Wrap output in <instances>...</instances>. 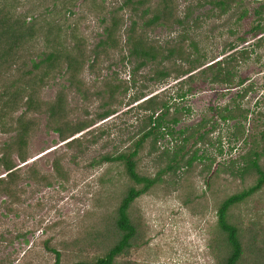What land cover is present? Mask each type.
Returning a JSON list of instances; mask_svg holds the SVG:
<instances>
[{"label": "rangeland", "instance_id": "obj_1", "mask_svg": "<svg viewBox=\"0 0 264 264\" xmlns=\"http://www.w3.org/2000/svg\"><path fill=\"white\" fill-rule=\"evenodd\" d=\"M123 1L0 0V51L8 52L6 62L0 61V92L8 89L13 99L22 97L0 120V148L13 141L15 165L8 194L0 185V264H52L46 246L59 252V264L91 260L118 238L116 207L128 187L138 185L121 161L104 157L131 150L145 127L137 103L151 95L171 103L179 119L170 124L172 135L154 145L147 138L134 157L136 172L158 174L159 180L129 205L134 245L113 264H222L228 253L216 209L226 196L254 182L253 170L244 169L253 151L260 152L264 170V0H240L223 13L207 0H172L179 16L188 12L183 27L157 25L145 35L160 45L182 37L185 49L204 65L158 79L150 67L130 74L120 59L125 32L136 18L127 6L120 8ZM243 9L247 13L239 17ZM111 17L117 22V47L101 49L98 42ZM258 21L262 29L252 35L248 30ZM13 36L17 43L8 50ZM53 47L60 69L32 70L30 60ZM231 55L233 61L227 58ZM71 56L76 63L65 70V58ZM221 58L230 62L231 85L211 82L210 70L200 71ZM26 92L32 105L24 113ZM181 92L185 95L177 97ZM57 101L61 105L50 115L49 106ZM225 106H237L245 118L222 120ZM107 109L108 116L97 117ZM76 122L88 123L65 139L52 130ZM16 133L24 134V143L16 144ZM189 133L184 150L185 157L194 154L191 164L163 171L164 147L171 151ZM226 216L238 228V264H264V185L232 205Z\"/></svg>", "mask_w": 264, "mask_h": 264}, {"label": "trees", "instance_id": "obj_2", "mask_svg": "<svg viewBox=\"0 0 264 264\" xmlns=\"http://www.w3.org/2000/svg\"><path fill=\"white\" fill-rule=\"evenodd\" d=\"M209 3L213 4L218 8L219 13L225 12L227 9L236 5L240 0H207ZM129 9V15H133L136 18L131 17V22L125 32V40L123 43L124 54L121 53V60H126V63L129 65L130 74L138 72L144 67H150L152 75L155 79L169 77L171 74L175 77L188 74L193 69L204 65L201 63V60L198 56H192L191 51L185 49L184 40L179 39L173 43L165 42L160 45L156 40H150L145 31L153 28L154 26H164L168 27L171 24L183 27L184 19L187 17L188 12L184 11L180 16L176 13L175 5L172 0H124L122 7ZM258 14V10L254 11ZM247 11L245 9L241 10L239 17L245 16ZM184 18V19H183ZM196 21V19H194ZM194 21V22H195ZM117 29V22L114 17L110 18V23L104 28V36L99 40L98 46L100 48H116L117 40H115V30ZM262 29V25L256 22L249 28V32L252 35H258ZM11 44L8 45V50H11L12 47L17 43V38L15 36L10 39ZM189 45H192L189 42ZM121 47V46H120ZM193 47V46H192ZM194 48V47H193ZM121 49V48H120ZM96 49L94 50L95 54ZM123 51V50H122ZM60 54L55 47L51 48L43 57L37 59H31L30 65L32 70L42 71L43 74H47L49 71L60 69ZM8 52L4 49L0 51V61L6 62ZM96 56L93 55L88 66H92L96 61ZM10 56L9 58H11ZM235 55H231L230 61H233ZM225 59H217L211 63L205 65L200 69L201 73L207 70H210L209 79L211 82L215 83H224L225 85H231L234 83V76L231 70L230 62H227ZM11 63L14 62V59H10ZM65 70L70 67H74L76 59L74 57L65 58ZM125 63V62H124ZM230 66V67H229ZM1 69V68H0ZM132 80V79H131ZM242 80L239 78L236 80L237 85L241 84ZM118 87V86H116ZM190 88H187L186 91H189ZM10 91L5 89L0 92V120H3L5 115L10 111H13L19 105L20 99H13L10 97ZM114 92H109L108 97L112 98ZM185 95L184 92L176 94L177 97L181 98ZM239 96V95H238ZM24 113L30 110L32 105V100L28 92L24 94ZM138 97L134 96V101ZM18 100V101H17ZM60 102H56L49 106V114L56 115L55 111L59 108ZM140 110L144 112L143 119L145 122V127L132 143V148L129 151L119 152L114 156H105V161L119 160L124 166V170L128 178L133 184L138 185L130 186L125 191L124 195L121 197L117 207L115 215V227L119 231L118 238L104 251L102 255H99L91 260H79L70 264H113L118 256L126 252L132 245H134V238L136 233V227L133 222H131L128 215V207L131 202L146 192L153 184L159 180L158 174L152 177L141 175L135 170V160L138 150L142 147L143 142L150 138L152 139V145L158 138H162L163 135H172L173 129L170 124H175L178 119V111L175 107H172L171 103L166 101L156 100L154 95L146 97L137 103ZM225 114H220L222 120L228 118H235L240 116L245 118V113L243 110H238L236 106L234 109H228L227 106L223 108ZM172 111V112H170ZM110 110H104L97 117L104 118L110 114ZM23 114L19 118H21ZM88 122H76L70 128H59L53 127L52 130L57 132L58 136L61 139H65L71 136L73 133H77L84 129L87 126ZM22 126V125H21ZM23 131V130H21ZM183 130H178L177 134H183ZM23 133H16L15 141L16 144H22ZM192 134H186L180 136L175 148L171 151L167 147H164L162 151L166 155V162L164 169H171L180 166H189L191 161L194 158L192 153L190 156L185 157V145L188 139ZM264 135V131L262 132ZM200 139L198 135L194 142H197ZM13 141L7 143L5 147L0 148V168L3 169L5 173L3 176H0V185L3 193L8 194L9 189L13 182L15 181V165L11 159V151L13 146ZM251 157L248 158V164L244 169H252L255 173L254 182L237 192H234L224 199L221 200L217 209H216V223L218 228L225 235V243L228 247V253L223 259L222 264H238V261L241 257L242 246L239 239L238 228L229 223L227 220V211L232 206L235 205L245 198H247L252 193L258 191L264 185V170L260 167L258 163V158L260 152L253 151ZM18 158L21 161H24L26 158L25 154H17ZM160 172V170H159ZM46 249L53 253L54 260L52 264H59V252L51 247L46 246Z\"/></svg>", "mask_w": 264, "mask_h": 264}]
</instances>
